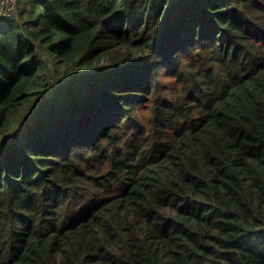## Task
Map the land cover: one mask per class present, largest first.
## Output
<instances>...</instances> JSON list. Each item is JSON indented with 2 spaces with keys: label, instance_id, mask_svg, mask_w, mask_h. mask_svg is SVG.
<instances>
[{
  "label": "trees",
  "instance_id": "16d2710c",
  "mask_svg": "<svg viewBox=\"0 0 264 264\" xmlns=\"http://www.w3.org/2000/svg\"><path fill=\"white\" fill-rule=\"evenodd\" d=\"M16 5L0 264H264V0Z\"/></svg>",
  "mask_w": 264,
  "mask_h": 264
},
{
  "label": "built area",
  "instance_id": "2783aa9c",
  "mask_svg": "<svg viewBox=\"0 0 264 264\" xmlns=\"http://www.w3.org/2000/svg\"><path fill=\"white\" fill-rule=\"evenodd\" d=\"M16 6V0H0V18H14L16 16Z\"/></svg>",
  "mask_w": 264,
  "mask_h": 264
},
{
  "label": "rangeland",
  "instance_id": "374dc122",
  "mask_svg": "<svg viewBox=\"0 0 264 264\" xmlns=\"http://www.w3.org/2000/svg\"><path fill=\"white\" fill-rule=\"evenodd\" d=\"M43 56H45V55L43 54ZM35 104H36V102H35V101H34V102H31V103H30V105L28 106V107H29V110L31 109V106H33V105H35ZM29 110H28V111H29ZM140 118L143 120V118H142V117H140Z\"/></svg>",
  "mask_w": 264,
  "mask_h": 264
}]
</instances>
